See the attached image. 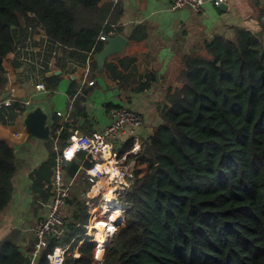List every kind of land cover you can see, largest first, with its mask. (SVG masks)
<instances>
[{"label":"trees","instance_id":"obj_1","mask_svg":"<svg viewBox=\"0 0 264 264\" xmlns=\"http://www.w3.org/2000/svg\"><path fill=\"white\" fill-rule=\"evenodd\" d=\"M101 0H0V96L7 85L4 60L15 49L17 29L40 25L53 43L97 53L112 4ZM134 62L133 58H126ZM121 62H124L122 60ZM182 87H170L162 123L146 141L140 159L148 170L125 196L126 219L106 249L104 264H264V42L239 29L230 39L217 35L204 50L184 57ZM96 66V61H94ZM116 64L107 65L115 76ZM57 76L46 77L47 88ZM138 88H145L144 84ZM25 105L0 109L12 122ZM61 127L57 122L54 128ZM58 143L67 144L62 131ZM57 152L33 175L32 189L44 200L51 192ZM93 162L88 158L87 165ZM74 175L76 161L68 162ZM15 149L0 140V211L11 201ZM72 218L56 244L78 236L64 264H100L98 246L83 239L88 206L74 198ZM13 229L0 241V264H27Z\"/></svg>","mask_w":264,"mask_h":264},{"label":"crops","instance_id":"obj_2","mask_svg":"<svg viewBox=\"0 0 264 264\" xmlns=\"http://www.w3.org/2000/svg\"><path fill=\"white\" fill-rule=\"evenodd\" d=\"M172 1L121 0L111 7L108 26L115 34L126 37L128 44L123 51L109 55L102 68L98 65L96 53L58 43H52L57 54L50 52L47 55L49 63L45 62L40 71L35 66H25L16 49L6 56L7 85L15 101L25 107L18 108L17 117L12 122H3L0 117V140L14 147L16 154L12 198L0 211V241L13 229H18L17 244L21 252L25 256L31 253L35 242L33 227L46 216L51 201L50 196L44 200L40 192L31 188L32 175L50 159L51 150L61 151L62 145L58 141L62 131L69 133L67 141L75 134L95 136L112 122V108H133L143 115L144 127L136 136L120 138L118 147L130 150L136 144L141 145L136 160L137 173L143 176L148 165L140 159L142 150L162 123V110L169 105L168 89L183 85L179 74L184 57L203 51L205 42L217 35L234 38L239 29L261 36L264 42V0H229L222 7L207 2L200 11L189 7L173 9ZM110 4L111 0L100 1V5ZM25 25L23 23L22 28L17 29V42L24 44L26 37L31 36L32 46L37 47L47 40L42 26L25 29ZM130 57L134 62L126 59ZM110 63L116 64L115 76L107 68ZM52 71L59 73L53 74ZM52 76L58 77L55 87H48L46 91L36 89L40 81L45 82L46 77ZM91 80L94 84L88 83ZM141 84L145 85L144 89L138 88ZM27 100L45 104L51 112L50 139L38 137L27 129L24 123ZM57 122H61V127L55 132ZM84 158V154L79 156L80 163L86 165L88 159L83 161ZM83 170L81 163L79 171L72 176L68 166L66 168L68 179L75 176L73 194L64 209L69 219L74 211L70 203L74 198L93 196L83 179Z\"/></svg>","mask_w":264,"mask_h":264},{"label":"built area","instance_id":"obj_3","mask_svg":"<svg viewBox=\"0 0 264 264\" xmlns=\"http://www.w3.org/2000/svg\"><path fill=\"white\" fill-rule=\"evenodd\" d=\"M228 1L173 0L172 8L189 7L195 11H200L207 2L220 5ZM111 2L113 8L121 0H111ZM108 24L109 22L106 20L103 28ZM37 27L38 25L35 26V28ZM115 33L114 30L108 33L102 30L99 39L104 41L109 35H115ZM31 42V36H27L24 44L16 42L15 49L20 52V59L25 66H35L37 67L36 70L40 71L41 68H44L45 62L49 63L47 55L50 52L56 55L57 51L55 48L52 49L53 42L49 38L37 47L32 46ZM88 83L94 84V81L91 80ZM36 89L38 91H46V83L40 81ZM14 101L13 92L4 99L0 98V109L13 105ZM29 102L30 100H27L26 104ZM111 115L112 122L105 126L99 134L95 136L75 134L69 138L67 144L57 153L52 175L50 206L46 216L40 219L33 227L35 242L30 262L27 264H41L42 256L50 247L51 240L59 239L64 235L69 222V217L65 214L64 209L72 197L75 180V176L71 179L67 178L66 168L68 162L76 161L80 163L79 156L81 154L85 155L83 161L88 158L93 159L90 165H85L81 162L84 169L83 179L88 183L89 191L93 196L90 195L85 199L89 216L87 223L84 225L86 230L82 234L83 239L79 240L78 245L75 247V253L78 254L77 249L85 240L92 241L98 246L96 261L104 264L106 249L113 240L119 226L126 219L125 196L137 180L142 177L137 173L136 160L137 156L140 155L141 148L138 147H141V145L136 144L130 150H120L118 140L124 136H136L137 131L144 127L145 123L143 115L129 106L114 107L111 109ZM68 153H71V155H68ZM118 209H120L119 215L116 216L118 220L114 221L113 215ZM99 225H106L107 227L103 231L102 240H99L96 235ZM111 227L113 228L111 229ZM77 237H74L70 242L56 244L54 249L46 255L47 264H64L66 255Z\"/></svg>","mask_w":264,"mask_h":264},{"label":"water","instance_id":"obj_4","mask_svg":"<svg viewBox=\"0 0 264 264\" xmlns=\"http://www.w3.org/2000/svg\"><path fill=\"white\" fill-rule=\"evenodd\" d=\"M220 6H224L223 3H221ZM127 44L128 40L123 35H109L108 38L104 40L103 49L95 55L99 67L102 68L104 66V62L109 55L123 51ZM52 73L58 74L59 72L52 71ZM1 93L0 98L4 99L11 95V89L6 85ZM50 118L51 112L45 104L41 105L31 101L26 104L24 123L32 134L44 139H50L52 137Z\"/></svg>","mask_w":264,"mask_h":264},{"label":"bare ground","instance_id":"obj_5","mask_svg":"<svg viewBox=\"0 0 264 264\" xmlns=\"http://www.w3.org/2000/svg\"><path fill=\"white\" fill-rule=\"evenodd\" d=\"M119 213H120V209H118L117 211L114 212V215H113V220H114V221H117V220H118V219H116V216H118ZM105 228L107 229L106 225H99V226H98V229H97L96 235H97V238H98L99 240H102V239H103L102 234H103V231L106 230ZM112 228H113V227H111V229H112ZM113 230H114V229H113Z\"/></svg>","mask_w":264,"mask_h":264},{"label":"snow or ice","instance_id":"obj_6","mask_svg":"<svg viewBox=\"0 0 264 264\" xmlns=\"http://www.w3.org/2000/svg\"><path fill=\"white\" fill-rule=\"evenodd\" d=\"M68 155H71V153H68Z\"/></svg>","mask_w":264,"mask_h":264},{"label":"rangeland","instance_id":"obj_7","mask_svg":"<svg viewBox=\"0 0 264 264\" xmlns=\"http://www.w3.org/2000/svg\"><path fill=\"white\" fill-rule=\"evenodd\" d=\"M106 253V252H105Z\"/></svg>","mask_w":264,"mask_h":264}]
</instances>
